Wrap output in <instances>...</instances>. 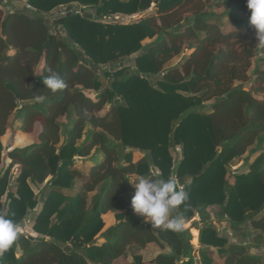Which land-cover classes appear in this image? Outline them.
<instances>
[{
  "label": "trees",
  "instance_id": "obj_1",
  "mask_svg": "<svg viewBox=\"0 0 264 264\" xmlns=\"http://www.w3.org/2000/svg\"><path fill=\"white\" fill-rule=\"evenodd\" d=\"M3 1L0 214L19 226L33 214L39 237L20 234L0 264H113L147 245L170 250L152 264H177L195 242L187 230L151 228L133 212L132 176L180 182L189 199L171 215L185 223L199 216V264H215L213 249L220 264H264L204 219L206 208H218L232 231L250 227L264 241V48L246 0H27L30 10L14 12ZM152 9L159 23L101 22ZM49 67L64 90L43 85ZM17 123L34 141L4 152L1 138ZM249 149L247 172L232 170ZM132 151L143 155L136 163ZM78 161L88 163L85 172ZM115 212L104 229L102 216Z\"/></svg>",
  "mask_w": 264,
  "mask_h": 264
},
{
  "label": "rangeland",
  "instance_id": "obj_2",
  "mask_svg": "<svg viewBox=\"0 0 264 264\" xmlns=\"http://www.w3.org/2000/svg\"><path fill=\"white\" fill-rule=\"evenodd\" d=\"M12 2V3H11ZM27 0H5L2 2V8H4L5 12H14V11H19L21 8H23L22 6H25V8L29 5L26 4ZM79 8V7H78ZM77 7H74L72 9V11L76 12V13H80V14H85L86 15H94V11L92 9H88L86 11H82V10H78ZM62 11L66 12L67 8L63 7L61 8ZM212 11V10H211ZM63 12V13H64ZM145 15V16H144ZM153 17L156 19V22L159 23V17L156 13L155 9H152L146 13H142L137 14V15H133L131 17H119L117 18H102L101 22L102 23H115V22H122V23H130L132 22L134 19H138V18H143V17ZM54 18H56V13H54L51 16H47L46 20H48V22H50L49 20H54ZM60 35L63 37V31L60 30ZM151 42V40L146 39L145 41H143V45L149 44ZM190 52H185V55L188 54ZM180 57H175L167 66H174L176 64L179 63L180 61ZM133 63L126 61L124 62V67H130L132 68ZM102 70H107L109 69L108 66H104L101 68ZM252 70V69H251ZM151 81V83H154V79L150 78L149 79ZM106 85V81L103 80V87ZM34 140L32 139L31 136L29 135H25L23 133H21L20 131H18V123L14 124V132H12L11 130H7L6 134L1 138V142L3 145V149L4 152L9 151L10 148L14 149V148H23L25 146L30 145ZM179 149L177 148L176 151L173 153V158L175 161H178V157H179ZM252 150L249 149L248 153L246 155H244L242 158L240 159H236L233 164H232V170H236L238 172H247V165L244 163V158H246V156L251 153ZM143 157V155L138 152V151H132V162L136 163L138 162L141 158ZM256 157V155L251 156L250 158V162L251 163L254 158ZM7 164V162L5 163V165ZM88 163H83L81 161H78L76 163V167L78 170L81 171H86L88 169ZM13 175H15V173H12ZM138 178L137 176H132L130 178V182H134L137 181ZM178 183V187H182L180 182ZM132 185H134L133 183H131ZM42 187L36 189L35 192L38 193V190H40ZM183 188V187H182ZM115 213H108L104 216H102V221L104 224V229L108 228L109 226L113 225L116 223V217H115ZM220 214L221 211L218 208H213V207H209L206 208L204 211V219L208 222H210L214 228L216 229L218 235L224 239H226L227 244H236V245H244L247 250L249 252H251L252 254H260V255H264V241L259 239L258 237V233L254 232L250 227H241L239 228L236 232L232 231V229L230 228V226L228 225V223H226L224 220L220 219ZM33 214H29L25 220L20 224V228H21V232L20 234H25L26 236H32L34 238L39 237V235L35 234L33 231ZM194 222H200V218L198 215H195L194 218H192L191 221L186 223V227L185 230H187L189 232V235L191 236V241L195 242V244H191L193 246L192 249V254H193V258L194 260L199 264V249H200V245H199V231L196 228L192 227V224ZM202 227V225L199 223L198 224V228ZM97 238H100L99 236ZM214 254V260H215V264H220V260L218 258V255L216 253V250L213 249ZM170 250L168 249H160L159 247H157L156 245H147L145 248H139L136 246H131L127 249L125 256L119 258L118 260H116L113 264H130L133 261V257L134 256H140L142 258L143 264H152L153 259L155 258L156 255L158 254H169Z\"/></svg>",
  "mask_w": 264,
  "mask_h": 264
},
{
  "label": "clouds",
  "instance_id": "obj_3",
  "mask_svg": "<svg viewBox=\"0 0 264 264\" xmlns=\"http://www.w3.org/2000/svg\"><path fill=\"white\" fill-rule=\"evenodd\" d=\"M250 10L249 23L255 29L257 45L264 48V0H246ZM48 75L43 79V85L52 93L64 90L67 85L58 72L49 67ZM38 101L42 97H37ZM87 115V110H85ZM134 184L135 192L131 198V208L135 214L144 218L151 228H161L174 233H182L186 223L183 216L171 215L180 207L186 205L188 193L178 187L176 178L152 179L140 177ZM21 228L17 222L0 214V257H2L19 238Z\"/></svg>",
  "mask_w": 264,
  "mask_h": 264
},
{
  "label": "water",
  "instance_id": "obj_4",
  "mask_svg": "<svg viewBox=\"0 0 264 264\" xmlns=\"http://www.w3.org/2000/svg\"><path fill=\"white\" fill-rule=\"evenodd\" d=\"M32 14H35V11H32ZM61 30V28H59ZM52 241L58 248L62 249L65 253H68L70 251L69 245L65 246L61 241L59 240H50ZM97 241H94L93 244H96ZM177 264H198L194 258L192 251L190 250L187 254L182 255L177 259Z\"/></svg>",
  "mask_w": 264,
  "mask_h": 264
},
{
  "label": "built area",
  "instance_id": "obj_5",
  "mask_svg": "<svg viewBox=\"0 0 264 264\" xmlns=\"http://www.w3.org/2000/svg\"><path fill=\"white\" fill-rule=\"evenodd\" d=\"M26 9L30 10V9H31V7H30V6H27V7H26ZM115 18H117V19H118L119 17H115Z\"/></svg>",
  "mask_w": 264,
  "mask_h": 264
},
{
  "label": "crops",
  "instance_id": "obj_6",
  "mask_svg": "<svg viewBox=\"0 0 264 264\" xmlns=\"http://www.w3.org/2000/svg\"><path fill=\"white\" fill-rule=\"evenodd\" d=\"M24 1V0H23ZM12 3V2H11ZM74 7L76 6V4H72ZM2 7V6H1ZM22 7H24V6H22Z\"/></svg>",
  "mask_w": 264,
  "mask_h": 264
}]
</instances>
